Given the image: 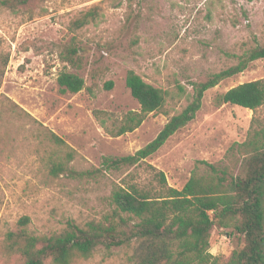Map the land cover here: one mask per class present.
Masks as SVG:
<instances>
[{
    "label": "rangeland",
    "instance_id": "obj_1",
    "mask_svg": "<svg viewBox=\"0 0 264 264\" xmlns=\"http://www.w3.org/2000/svg\"><path fill=\"white\" fill-rule=\"evenodd\" d=\"M81 19L82 27L76 23ZM260 45L264 0H32L15 11L0 8V264H19L2 242L21 218H29L28 229L42 236L61 233L69 222L80 227L104 222L113 209L108 197L114 184L155 185L147 165L162 171L167 185L178 190L195 169L207 172L200 162L236 175L241 159L230 148L246 139L253 119L264 123V107L253 112L216 98L263 79L264 59L209 89L194 120L138 169L96 180L51 178L36 129L61 137L76 152L79 170L98 167L105 156L133 155L186 105L191 83L235 65ZM71 46L80 48L73 64L65 57ZM130 70L170 93L176 81L186 95L168 97L163 111L151 113L134 132L112 138L93 111L121 116L139 109L125 85ZM61 71L78 74L93 94L61 92ZM109 81L112 88L106 89ZM229 232L213 228V256L228 258L244 245L242 236ZM145 247L137 242L109 251L100 246L71 264H135Z\"/></svg>",
    "mask_w": 264,
    "mask_h": 264
},
{
    "label": "trees",
    "instance_id": "obj_2",
    "mask_svg": "<svg viewBox=\"0 0 264 264\" xmlns=\"http://www.w3.org/2000/svg\"><path fill=\"white\" fill-rule=\"evenodd\" d=\"M32 0H0V8L15 11ZM84 20L76 23L82 27ZM80 48L65 51L69 63L75 62ZM235 65L209 75L202 82L191 83L186 105L168 117L157 136L133 155L102 157L98 167L77 169L76 152L47 129H36V138L45 147L44 163L51 178L96 180L108 172L138 169L159 151L180 129L194 120L202 107L205 93L222 81L244 72L254 61L264 59V45L256 46L237 58ZM61 92L93 94L78 74L61 71L57 76ZM112 82L105 83L106 89ZM125 85L139 109L118 116L94 110L93 116L104 133L118 138L138 129L146 118L163 111L167 98L179 99L185 89L175 81L173 92L148 84L130 70ZM219 104H230L253 112L264 107V78L237 85L217 96ZM14 114L17 113L13 110ZM19 116V115H18ZM230 152L241 159L239 172L230 175L219 166L200 162L207 172L195 169L180 189L167 185L162 171L147 165L155 185L127 182L114 184L108 201L113 208L104 222L80 227L69 222L59 234L36 235L28 229L29 218L18 221V228L8 231L2 242L4 251L17 256L19 264H71L75 258H88L100 246L106 250L145 245L135 264H264V123L253 119L246 139L231 146ZM214 227L230 229L243 237L244 245L228 258L213 256L210 237Z\"/></svg>",
    "mask_w": 264,
    "mask_h": 264
}]
</instances>
